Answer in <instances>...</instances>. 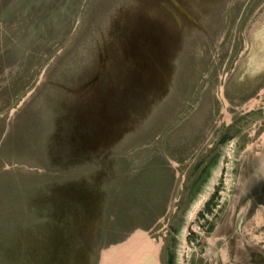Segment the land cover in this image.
I'll return each instance as SVG.
<instances>
[{"label": "rangeland", "instance_id": "rangeland-1", "mask_svg": "<svg viewBox=\"0 0 264 264\" xmlns=\"http://www.w3.org/2000/svg\"><path fill=\"white\" fill-rule=\"evenodd\" d=\"M148 1L0 0V264H101L143 234L167 264L215 152L174 264H264V0Z\"/></svg>", "mask_w": 264, "mask_h": 264}, {"label": "bare ground", "instance_id": "bare-ground-1", "mask_svg": "<svg viewBox=\"0 0 264 264\" xmlns=\"http://www.w3.org/2000/svg\"><path fill=\"white\" fill-rule=\"evenodd\" d=\"M222 159H219L218 163L210 169L211 173L207 177L205 183L200 187L196 196L191 200L189 206L185 210L184 224L180 231V249L178 253V260L181 262V255L184 253L185 245V231L187 226L193 222L198 212L202 209L205 202L213 192L219 175L222 170ZM208 175V174H207ZM190 226V225H189ZM179 240V239H178ZM179 246V245H178ZM177 247V246H176ZM159 251V244L152 240L146 234L133 237L128 243L122 244V246L114 247L109 251H105L102 254L101 264H134L136 261L149 262L157 260Z\"/></svg>", "mask_w": 264, "mask_h": 264}, {"label": "trees", "instance_id": "trees-1", "mask_svg": "<svg viewBox=\"0 0 264 264\" xmlns=\"http://www.w3.org/2000/svg\"><path fill=\"white\" fill-rule=\"evenodd\" d=\"M229 137H231V134L229 132V130H224L221 135L219 136V139L217 141V143H221L223 141H225L226 139H228ZM218 159V153L215 152L209 162L203 167V169L199 172L198 176H196L194 183H193V187L190 191V193L188 195L184 194L177 202V211H176V215H175V224L171 225V230H170V234L169 236H171V244L169 246V250H168V254H167V263L168 264H174V247L176 244V238L175 235L176 233L179 231L182 222H183V213L184 211L187 209L189 203L191 202V200L196 196L197 192L199 191L200 187L202 186L203 183H205L207 177L209 176V172H210V166L214 165L217 162ZM208 174V175H207ZM192 198V199H191ZM210 197L208 198V200L205 202V206L207 207V210H211L210 209ZM203 211V210H202ZM202 211L200 212L202 214ZM212 227V222H208V227L207 229H211Z\"/></svg>", "mask_w": 264, "mask_h": 264}, {"label": "flooded vegetation", "instance_id": "flooded-vegetation-1", "mask_svg": "<svg viewBox=\"0 0 264 264\" xmlns=\"http://www.w3.org/2000/svg\"><path fill=\"white\" fill-rule=\"evenodd\" d=\"M167 1H161V3H160L157 0H149L148 3H150L152 5L159 3L160 7L164 10V17L166 18L169 16V18L170 19L173 18L174 21H178L179 16H181V15L184 16L185 20H187L189 14H190V17L192 15L190 12H192L194 14L193 15L194 17L197 15V13L195 12L196 10L194 9V4L198 5V3H197L198 0H177V1L176 0H167ZM206 1L214 3V4H216L215 6H218L220 4H223V2H225L226 0H206ZM191 3H194V4H192L191 8H190V6L188 4H191ZM149 15H151V14H149ZM157 24H158V19L156 20V25ZM150 28H152V30L155 29L154 30L155 32L159 30L157 28H154V25ZM154 31H152V33ZM161 47H162V43L160 41L159 42L154 41L153 43H150V47H149L150 53L152 55L154 54L155 58H158L157 57L158 54L161 55V53H162ZM166 260H167V258H166Z\"/></svg>", "mask_w": 264, "mask_h": 264}]
</instances>
